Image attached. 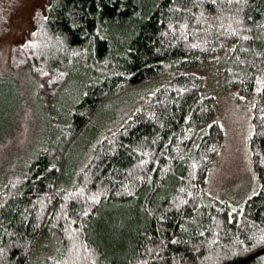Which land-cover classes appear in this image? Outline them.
<instances>
[{
    "label": "trees",
    "instance_id": "obj_1",
    "mask_svg": "<svg viewBox=\"0 0 264 264\" xmlns=\"http://www.w3.org/2000/svg\"><path fill=\"white\" fill-rule=\"evenodd\" d=\"M31 18L10 63L28 70L49 135L0 182V264H264V253L242 261L264 248V0H47ZM208 64L250 111L256 187L238 204L207 202L224 137ZM13 77H0V99ZM146 83L99 136L104 102ZM111 206L139 218L121 256L93 233ZM51 236L55 254L34 261Z\"/></svg>",
    "mask_w": 264,
    "mask_h": 264
},
{
    "label": "rangeland",
    "instance_id": "obj_2",
    "mask_svg": "<svg viewBox=\"0 0 264 264\" xmlns=\"http://www.w3.org/2000/svg\"><path fill=\"white\" fill-rule=\"evenodd\" d=\"M46 1L0 0V77L14 75L13 98L7 100L8 97L3 95L4 97L0 99V182L2 179L5 180L10 171H17L25 166L49 135L48 123L34 96V82L30 80L28 70L14 69L10 63L11 46L26 38L33 26L31 18L33 10ZM217 70L218 65L208 64L199 71L206 81V89L215 98L216 117L224 129L217 160L210 169L206 197L208 203L228 199L238 204L256 187L247 148L250 111L248 105H241L232 94L222 89L214 76ZM150 86L146 83L105 101L95 119L102 121L98 125L101 127L99 136L120 123ZM88 133L78 134L76 141L80 142V146L83 145ZM89 155L90 147L79 155L74 169L81 168ZM68 172L69 169L62 173V180L68 176ZM138 219L136 208L111 206L102 213L101 219L93 226V233L102 241L108 254L121 256L129 250L127 242ZM56 240L57 236H51L40 241L34 261L54 255L58 249Z\"/></svg>",
    "mask_w": 264,
    "mask_h": 264
},
{
    "label": "water",
    "instance_id": "obj_3",
    "mask_svg": "<svg viewBox=\"0 0 264 264\" xmlns=\"http://www.w3.org/2000/svg\"><path fill=\"white\" fill-rule=\"evenodd\" d=\"M262 253H264V248L259 249V250L255 251V252L249 254L248 256L244 257V258L242 259V261H245V260H248V259H250V258L256 257V256H258V255H260V254H262Z\"/></svg>",
    "mask_w": 264,
    "mask_h": 264
},
{
    "label": "snow or ice",
    "instance_id": "obj_4",
    "mask_svg": "<svg viewBox=\"0 0 264 264\" xmlns=\"http://www.w3.org/2000/svg\"><path fill=\"white\" fill-rule=\"evenodd\" d=\"M214 2H215V0H213V3H214ZM233 31H235V30H233ZM28 43H29V44H32L33 41L29 40ZM257 84H262V82L258 79V80H257ZM261 90H262V88H260V87H258V88L256 89L257 92H259V91H261ZM262 115H264V113H262ZM93 199H95V197H93Z\"/></svg>",
    "mask_w": 264,
    "mask_h": 264
}]
</instances>
